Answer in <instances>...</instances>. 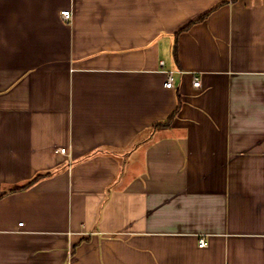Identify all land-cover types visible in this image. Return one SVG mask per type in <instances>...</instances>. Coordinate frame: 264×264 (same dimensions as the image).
I'll use <instances>...</instances> for the list:
<instances>
[{
    "label": "crops",
    "instance_id": "1",
    "mask_svg": "<svg viewBox=\"0 0 264 264\" xmlns=\"http://www.w3.org/2000/svg\"><path fill=\"white\" fill-rule=\"evenodd\" d=\"M0 264H264V0H0Z\"/></svg>",
    "mask_w": 264,
    "mask_h": 264
},
{
    "label": "trees",
    "instance_id": "2",
    "mask_svg": "<svg viewBox=\"0 0 264 264\" xmlns=\"http://www.w3.org/2000/svg\"><path fill=\"white\" fill-rule=\"evenodd\" d=\"M209 13L210 12H206L205 14L200 16L198 19L191 21L184 28H182L181 31L186 30L187 28H189L192 24H194L196 22H200V21L204 20ZM174 56L177 58V44H175V46H174ZM180 107H181V99H180V97H178L177 106H176L175 110L172 112V114L165 121L155 122L154 124H152L151 131L153 132V131H157L161 128H169L172 124L174 117L177 115ZM49 174H50V172L38 173L29 182H27L26 184H24L22 186H14L11 189V191H18V190L25 189L28 186L35 183L37 180L41 179L42 177H46Z\"/></svg>",
    "mask_w": 264,
    "mask_h": 264
},
{
    "label": "built area",
    "instance_id": "3",
    "mask_svg": "<svg viewBox=\"0 0 264 264\" xmlns=\"http://www.w3.org/2000/svg\"><path fill=\"white\" fill-rule=\"evenodd\" d=\"M61 15H62V17H63L65 20H68V19H70V17H71V14H70V11H69V10H64V11H62V12H61ZM163 63H164V62L161 61V64H163ZM200 84H201L200 77L195 76V77H194V81H193V86H194V87H199ZM165 85H166V87H168V88H172V87H173V71H170V72L168 73V78H167V81H166ZM60 151H61L62 153H64V152H65V148H62ZM206 244H207V243H206V239H205V238H200L199 246H200V247H203V246H206Z\"/></svg>",
    "mask_w": 264,
    "mask_h": 264
}]
</instances>
